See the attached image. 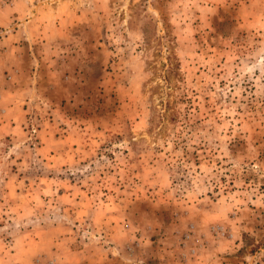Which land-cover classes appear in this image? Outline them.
<instances>
[{
	"label": "rangeland",
	"instance_id": "obj_1",
	"mask_svg": "<svg viewBox=\"0 0 264 264\" xmlns=\"http://www.w3.org/2000/svg\"><path fill=\"white\" fill-rule=\"evenodd\" d=\"M12 1L0 264H264V0Z\"/></svg>",
	"mask_w": 264,
	"mask_h": 264
},
{
	"label": "crops",
	"instance_id": "obj_2",
	"mask_svg": "<svg viewBox=\"0 0 264 264\" xmlns=\"http://www.w3.org/2000/svg\"><path fill=\"white\" fill-rule=\"evenodd\" d=\"M64 1V2H63ZM68 0H61V2L60 3H62V4H60L59 6H56V10H54V11H52L51 12V17L53 18V17H55V18H62L63 17V15H62V13H61V10H60V7L61 6H63V4H65L66 2H67ZM13 3H12V6H10V8H9V10H10V12H12L11 14H12V16H13V18L14 19H16V20H18L17 22H21V23H19V24H22L23 26H24V24H28L32 19V17H31V15H28V10L30 9L29 7H28V9L25 11V9L24 8H22V6L24 5V4H26V3H28L27 2V0H13L12 1ZM26 2V3H25ZM73 11V10H72ZM30 12L31 13H34V11H33V9H30ZM76 12V11H75ZM15 13H17V15H15ZM70 14V16H71V14H72V12L71 13H69ZM73 16H75L74 15V13H73ZM20 20V21H19ZM18 30H20V28L19 29H17L16 31V33H18ZM81 252H83L82 253V257H84V260L86 259V257H88L87 255H86V253L84 252V250L83 251H81ZM122 258V257H121ZM121 258L120 257H116V256H111V255H109V254H106L105 255V258L104 257H102L101 259H100V261H99V263H95V264H126V262L127 261H125L124 263L121 261ZM150 259H152V257H149ZM125 260H127V258L125 259ZM84 262V261H83ZM86 262V261H85ZM84 262V263H85ZM85 264H88V263H85Z\"/></svg>",
	"mask_w": 264,
	"mask_h": 264
}]
</instances>
